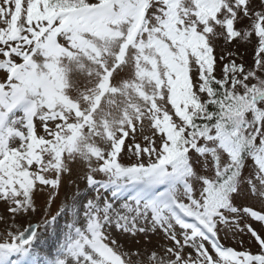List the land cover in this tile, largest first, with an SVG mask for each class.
I'll return each mask as SVG.
<instances>
[{
  "label": "snow or ice",
  "instance_id": "snow-or-ice-1",
  "mask_svg": "<svg viewBox=\"0 0 264 264\" xmlns=\"http://www.w3.org/2000/svg\"><path fill=\"white\" fill-rule=\"evenodd\" d=\"M253 35V66L223 50ZM248 196L264 204V0H0V264H144L113 233L156 231L172 243L148 264H264ZM229 225L257 252L222 244Z\"/></svg>",
  "mask_w": 264,
  "mask_h": 264
},
{
  "label": "rangeland",
  "instance_id": "rangeland-1",
  "mask_svg": "<svg viewBox=\"0 0 264 264\" xmlns=\"http://www.w3.org/2000/svg\"><path fill=\"white\" fill-rule=\"evenodd\" d=\"M257 4L260 0H256ZM250 24V21L244 19L237 25L238 28H247ZM223 44V41L219 42ZM257 46V38L253 35L249 40H235L231 44L225 45L224 49L226 52L232 53V59H234L238 64L243 63L246 67H251L254 64V56H255V48ZM221 48L217 49V55H220ZM137 142L143 143L140 139L139 134L137 135ZM131 143L130 140H126V145ZM126 151V149H125ZM125 162H128L127 160ZM81 189L84 188V184L82 181L77 182ZM76 185L72 184L67 178L65 179L64 187L61 190V195L55 202L51 205V208L48 209L49 215H55L64 205V194L67 193L71 196V193L75 191ZM47 199L46 193H40L36 196V204L38 207V212L33 215L18 217L16 220L17 226L22 230L23 227H26L29 223L38 224L41 221L42 215L45 211V200ZM239 204L243 206L253 207L254 210H262L264 209V204L260 202V200L255 197L248 196L246 199H241ZM6 206L0 204V215H5L8 217V214L5 211ZM65 217L61 216L59 219V224L63 227L65 223ZM9 222H11V218L8 217ZM245 224H251L253 228H255L258 232L261 230L262 225L259 222L254 221L252 218H247L241 221L240 227L243 228ZM7 225L5 222L0 221V232H3ZM233 226H222V230L220 231V242L225 246L232 247L237 251L251 250L253 247L257 248L256 242L253 241V238L249 236V234L245 231L239 230H231ZM48 233L45 232V236ZM113 235L115 238L124 245L125 250H131L133 252L139 251L142 256L141 259L144 260V264H148L147 256L152 251H157L161 255H163V249L166 246L171 245V241L168 240L162 231L156 232H148L147 234H137L136 236H130L128 234L121 235L117 232H114ZM2 238V237H0ZM56 247V237L52 236L50 239L44 241L41 244V248H43L46 253H53ZM239 248V249H237Z\"/></svg>",
  "mask_w": 264,
  "mask_h": 264
},
{
  "label": "trees",
  "instance_id": "trees-1",
  "mask_svg": "<svg viewBox=\"0 0 264 264\" xmlns=\"http://www.w3.org/2000/svg\"><path fill=\"white\" fill-rule=\"evenodd\" d=\"M250 251L255 253V252H257V248L255 249V247H253Z\"/></svg>",
  "mask_w": 264,
  "mask_h": 264
}]
</instances>
